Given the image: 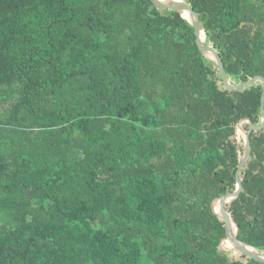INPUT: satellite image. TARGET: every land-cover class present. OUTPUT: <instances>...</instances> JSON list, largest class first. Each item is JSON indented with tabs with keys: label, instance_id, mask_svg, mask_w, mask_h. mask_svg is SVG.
<instances>
[{
	"label": "trees",
	"instance_id": "1",
	"mask_svg": "<svg viewBox=\"0 0 264 264\" xmlns=\"http://www.w3.org/2000/svg\"><path fill=\"white\" fill-rule=\"evenodd\" d=\"M185 1L264 78V0ZM180 7L0 0V264H264L213 208L248 119L216 208L264 257V84Z\"/></svg>",
	"mask_w": 264,
	"mask_h": 264
},
{
	"label": "water",
	"instance_id": "2",
	"mask_svg": "<svg viewBox=\"0 0 264 264\" xmlns=\"http://www.w3.org/2000/svg\"><path fill=\"white\" fill-rule=\"evenodd\" d=\"M177 1H180L181 2V7H180V13L182 14V16L184 18H186L189 22H191L194 27L196 28V30L201 34V37H202V42H201V45H200V50L202 52V54L214 61L215 63H217V65L220 66V70H221V77L224 81V83L227 85V87L231 88V89H243L244 87H246L247 85H250V84H253L255 82H262L264 84V78L262 77H255V78H252V79H249L247 80L244 84L240 85V86H234V85H231L226 76H225V69L222 65V63L220 62V60L216 59L215 57L209 55L205 49V43H206V33L205 31L200 27V25L195 22L190 16H187L185 14V8H186V1L185 0H169L168 2H162L161 0H156V4H157V7L161 10H165L167 8H169L173 3L177 2ZM262 114H263V122L260 126L258 127H255L256 130H261L264 128V92H263V98H262ZM249 121L248 119H243L239 122L238 124V127H237V130L239 132V134L241 135V137L243 138L245 144H246V147H247V152H246V155L244 156V158L241 160L239 166H238V170H237V177H236V181H237V191H236V194L233 198H229V197H222V198H219L217 200H215L213 202V208L214 210L216 211L217 214H220L221 216H223L227 221H229L232 226L234 227V232L231 234L230 238H229V242H230V245L232 247H244V248H248L250 249L253 254L255 256H257L259 259L263 260L264 261V257L261 256L259 253H257V251L251 247V246H248L247 244L245 243H242V242H238L236 240V236H237V233H238V227L236 226V224L232 221V219L230 218V216L220 210V209H217L216 208V204L217 203H225V202H228L230 200H235L239 197L240 195V186H239V178H240V174H241V171L243 169V166L248 162V160H250L251 158V143L249 142L246 134H245V130L243 129V123L244 122H247ZM252 125V123H251Z\"/></svg>",
	"mask_w": 264,
	"mask_h": 264
},
{
	"label": "rangeland",
	"instance_id": "3",
	"mask_svg": "<svg viewBox=\"0 0 264 264\" xmlns=\"http://www.w3.org/2000/svg\"><path fill=\"white\" fill-rule=\"evenodd\" d=\"M11 102L3 101L0 103V118L2 117L3 112L9 107Z\"/></svg>",
	"mask_w": 264,
	"mask_h": 264
},
{
	"label": "bare ground",
	"instance_id": "4",
	"mask_svg": "<svg viewBox=\"0 0 264 264\" xmlns=\"http://www.w3.org/2000/svg\"><path fill=\"white\" fill-rule=\"evenodd\" d=\"M218 209V208H217ZM226 248H231V245L228 244V246H226Z\"/></svg>",
	"mask_w": 264,
	"mask_h": 264
}]
</instances>
